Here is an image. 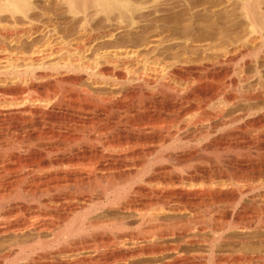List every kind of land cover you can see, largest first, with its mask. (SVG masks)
<instances>
[{"label": "bare ground", "instance_id": "6f19581e", "mask_svg": "<svg viewBox=\"0 0 264 264\" xmlns=\"http://www.w3.org/2000/svg\"><path fill=\"white\" fill-rule=\"evenodd\" d=\"M156 1L64 0L61 4L67 6L69 14L73 16L74 25L79 27L80 35H86L89 31L94 32L96 31L95 27L106 24L109 29L104 28L105 30L100 31L98 35L95 33L101 39L118 38L126 33L130 37L129 40L131 39L128 41L135 47L142 45L148 49L153 44H158L159 48L157 49L160 50V47H163L162 36L164 33L153 32L156 28L155 23L158 21L137 16L140 12L149 13V5L153 2L157 3L159 0ZM253 1L250 2L251 4H248L249 1H245L244 3L247 4H244L246 6L243 10L245 19L250 22L252 30L250 34L255 36L252 40L259 42L258 51L256 55L254 54L256 57L251 62L255 66L258 85L261 86L257 95H251L249 92L248 94L241 93L242 91L241 94L235 92L237 82L228 79L229 69H226L221 75L210 72L205 79L198 81V78L199 85L192 89L188 96L182 100L171 101L173 104L170 105L171 112H168L170 108L167 109L169 102L166 100L152 97L147 100L144 97V101H142L143 97H141V101L136 100L137 95L140 96V92L136 90L128 93V97L131 98L129 102L118 101L112 102L113 104L111 100L93 99L90 93L87 95V92L80 94L78 91V93L73 90L72 92L67 91L63 98L66 104L70 102V100L66 101L67 98L71 97L74 100V106L84 102V107L94 112L110 113L116 108L119 111L126 108L124 109L126 112H124L126 114L124 121L128 125L126 127L128 136L126 134L124 136L120 132L118 136L106 138L102 143L105 150L111 149V151L112 149L118 151V147L122 150L128 145L131 147L124 148L125 152L122 151L124 154H120L118 151L120 155L117 156L115 154V156H112L113 154L107 156L104 151L101 149L100 151L93 144L95 147H91L93 148L91 151L85 150L86 152L82 153L78 151L82 149H77V154L60 160L36 158L38 160L19 161L15 164L11 162L13 164L11 165L0 159V238L12 237L16 240L11 245H0V264H19L21 260H26L25 263L22 261L24 264H135L136 260L162 258L170 253L175 256L172 262L168 261V264H191L188 262L189 258L185 257L188 252L182 249L184 244L186 246L207 245L209 256L205 257L207 260L205 264H220L222 261L226 262L225 264H264V108L261 109L262 114L258 118L244 122L235 130L230 128L247 116L243 115L246 109L244 108L245 111L240 109L242 106L252 107L254 101L259 99L264 101V12L260 10V6L257 7V1H255L256 3ZM35 9L31 0H0V14H9L12 18L20 15L28 19L30 12ZM90 9L95 10L94 14H89ZM100 15H104V18H99ZM32 20L33 18L31 19L33 24ZM30 35L22 36L26 37V42H30L34 39V36ZM22 36L20 38H23ZM4 37L6 38L5 35ZM10 38L6 40H10L8 42L10 47L14 42L17 41L18 44L20 42L18 40H21L11 41ZM155 39H159V41H155ZM178 40L175 41L178 42ZM189 41H185L186 45H190L187 44L190 43ZM25 44L27 45V43ZM220 49L217 47L208 48V51H205L208 53L206 54L207 58L205 56L200 58L198 56L200 53H198V57H194L196 53L193 56L194 49H190V52L187 51L183 54V62L187 65L197 64L198 68L203 71H208L210 67L215 69L216 66L229 60H224L228 56L227 52ZM188 53H192V56ZM176 55L178 56V54ZM81 59H83L82 56ZM155 61L160 62L161 57L157 56ZM54 67L63 69L68 66L57 63ZM241 67L242 73L246 72L249 63L246 62ZM195 74L188 72L182 74L181 77L184 82L190 81L191 77H195ZM143 81L150 83L146 78ZM59 82L60 80L57 84ZM57 86L55 88L59 94ZM160 87L167 90L172 88L164 83ZM59 89L61 90V87ZM24 93L25 90L22 88H0V96ZM183 100L192 102L186 108H177V104ZM218 100L221 101L220 105L223 107H219L217 111L208 110L210 105ZM160 106H163L165 108L163 110L168 113L163 112ZM254 106L252 110L255 109ZM30 111L36 117L45 114L40 110ZM187 118L190 119L186 121V124ZM120 119L122 121L123 117ZM121 121L117 123H121ZM190 122H192L194 136H189L193 140L199 136L210 135L217 129L228 128L229 130L230 128V130L205 145V151H208L211 156L198 151H191L180 156L177 155L178 153L162 155L161 151L166 146L174 145L175 140H180L183 137L180 135L183 131L186 132L185 128L189 126ZM104 130L103 133H105ZM190 137L189 139H191ZM63 140L64 144L65 141L66 143L80 141L72 140L67 136ZM70 143L67 144L70 145ZM71 145L74 149V144ZM164 158L175 162V166L181 167L184 171L193 168L195 161L202 164L207 163L211 167L199 166L196 169L194 167L195 171L190 172V176L184 177L177 174V170L174 171L171 167L163 166L164 163L161 164V161ZM30 164H34L35 170L37 169V172L43 174L26 173L24 169ZM49 170L52 171L49 172ZM137 180L141 182L135 185ZM34 202L36 205L38 202L40 206H31ZM19 213L22 214L21 217ZM118 214H129L131 220L126 222L127 220L124 218L106 219L104 216ZM133 227L140 230L138 229V232L126 231ZM101 231H116L117 235L118 232L121 233L116 238H112L105 237ZM46 233L51 235L50 239H43L42 235ZM27 236H34L35 240L32 242L20 240ZM220 245L222 248L239 246L244 250L236 252L235 255H229L230 257L228 256L226 260L216 253ZM33 256H37L39 260L36 258L34 260ZM198 259L201 261L203 258H193L192 260L195 262ZM23 263L20 262V264ZM194 264H202V262Z\"/></svg>", "mask_w": 264, "mask_h": 264}, {"label": "rangeland", "instance_id": "374dc122", "mask_svg": "<svg viewBox=\"0 0 264 264\" xmlns=\"http://www.w3.org/2000/svg\"><path fill=\"white\" fill-rule=\"evenodd\" d=\"M31 1L36 9L30 12L29 14L30 17L28 19H25L20 15L16 18H12L11 16H9V14H4V15L0 14V18H1L0 19V88H22L25 90V93L22 95L10 94L8 96L7 95L0 96V159L6 161L8 164L13 165L19 161L22 162V161L38 160V159L60 160L63 159L64 157L67 158L77 154V149H82L78 151L83 153L86 151L88 152L89 150L91 151L93 149L91 147H95V146L99 150L101 149L102 151H104V154H107V156L108 155L110 156V154L111 155L113 154L112 156L115 155L117 156L125 152L124 151L125 147H123V150L122 148L119 149L118 147V151H120V154L117 151V149L116 150L112 149V151L111 149H108L109 151L105 150V148L103 147V143H104L103 141H105L106 138L108 139L111 138L112 136H118V133L120 134V132L123 133L124 136L127 135L126 133L128 128L126 127H128V125L124 121V116L126 115L124 109L126 108H123V110L120 109V111L119 109L116 108L113 109V112L110 113H106L102 111L94 112L92 110H87L84 107V102L82 103L80 102L76 104L77 106H74V100H72L71 97L69 99L67 98L66 101L69 102L68 100H70V102L66 104L65 99L63 98L65 97L67 91L68 92H72V90L74 92L78 91L80 94L81 93L86 94L85 92H87L88 93L87 95L91 94L90 96L93 99L96 100L100 99L99 101L111 100V103L112 102L116 103L118 101L129 102L131 98L128 97V93H130L133 90H136L140 92V96L138 94L137 97L135 98L136 100L141 101L142 99L141 97H143L142 101H144V97L146 98L145 100L151 97L157 99L159 98V100H166L169 102L168 105L169 107H167V109L170 108L168 109L169 111L168 110L167 111L171 112L172 109L171 106L173 105L171 101H174L175 99L182 100V98L188 96L192 89L197 88V86L200 83L198 81H200L201 79L202 80L205 79L210 72L215 73L217 75L219 74L221 75L224 74V71L226 69H229L230 73L228 79L232 81L235 80L237 82V89L235 90V92L237 93H240L242 91L241 93L244 92L245 94L246 93L248 94L249 92L251 95H257L261 90V86L258 85L257 78L255 77V66L251 64V62H253V60L256 57L255 55L259 48V42L258 41L253 42L252 39H254L255 36H251L252 34H250L252 33L249 24L250 22L247 19H245L246 18L245 11L243 10L245 9L246 6L244 4H247L244 2L249 1L248 4H251L252 3L251 1L253 0H244V1L242 0L241 1L240 0H161V1L159 0L158 1L157 0L159 3L157 1H156L157 3L153 2V4L149 5L150 6L148 9L149 13H145L144 11L142 13L140 12V14L138 13L137 16L142 18L148 17V20L156 19L158 21L155 23L156 28L155 30H153V32L156 34L164 33L162 36V42L164 40L165 43L163 42V47L161 46L160 50L157 49L159 48L157 46L158 44H153V46H151L148 49H145L142 45H136L135 47V45L129 42L131 39L129 40L130 37L126 33H123V35L119 36L118 37L119 39L118 38L101 39L100 36L98 37L97 35L98 33H100V31L109 29L108 27H106L108 26L106 24L95 27L96 31L94 32L89 31L88 32L89 34L86 33V35L85 34L80 35L79 27L74 25L73 16L69 14L67 10V6L61 4L64 0H31ZM255 1H257L258 4L257 7L260 6L261 9L260 8L259 9L261 11L263 10L262 12H264V3H263L264 0H254L253 2ZM37 3L40 5H38ZM94 12H95L94 9L89 10V14H94ZM32 18H33L32 22L34 21L33 24L31 23ZM99 18H104V15L103 16L100 15ZM34 33L36 36L34 35ZM95 33H97V35ZM30 34L34 36L33 37L34 39L30 41L31 43L25 41V38L28 37V35L31 36ZM4 35L6 36V38L4 37ZM22 35L26 37L24 38ZM12 36H14L13 38L15 40L13 38L12 39L10 38ZM21 36L23 38H20ZM17 37L18 39L21 40H18ZM9 38L11 39V41L18 40L20 42L17 44L16 41L14 42V44H11L10 47V44L8 43L10 40L6 41ZM177 39H179L178 42H176ZM126 40L127 41L129 40L128 43ZM156 40L159 41V39H155V41ZM187 40H190L189 41L190 43H187L190 45H186L185 41ZM24 41L25 43H27V45L24 43ZM169 41H173V42H169ZM191 41H193L192 42L193 45L191 44ZM167 42L169 43L167 44ZM211 47H215V48L217 47L218 49L221 48L222 50L226 51L228 56H226L224 60L225 59L227 60L229 59V60L226 61V63H223L222 65L216 66L215 69L213 67H212L213 69L210 67L208 71L201 70V68H198L199 65L197 64L193 63L195 65L194 66L192 65V63L187 65L186 63L183 62L182 56L184 53H187V51L190 52L191 50L194 49L193 56L196 53V56L194 57L199 56L200 58H202L205 56V58H207L208 56L206 54L208 53H206L205 51L206 50L208 51V48ZM200 51L202 52L204 51L205 53L204 52L201 53ZM198 53H200L201 55L200 54L198 55ZM176 54H178V56ZM219 54L221 55V53ZM188 55L192 56V53H188ZM81 56L83 59H81ZM157 56L161 57L160 62L155 61ZM173 58L175 59V61ZM178 58H180L181 62L180 60H178ZM246 62L249 63V67L246 69V72L242 73L241 66ZM57 63L59 64L62 63L63 65L67 64L68 67L63 69L56 68L54 67V65H56ZM168 63L172 65V67L169 68L170 65ZM89 67H91V69H89ZM147 67L149 70L147 69ZM188 72L196 73L195 77H191L190 81L184 82L181 76L182 74ZM145 78L149 80L150 83L144 82L143 79ZM61 79L64 80L65 82L64 81L61 82L62 81ZM58 80H60V82L58 83L59 85L57 84ZM70 80L71 81L74 80V81L71 82ZM163 83L168 84L169 86L172 87V88L170 87L171 89H168L170 91L160 87L163 85ZM55 86H57L58 90L60 91L59 94L57 93L56 91L57 89L55 88ZM60 87L61 90L59 89ZM62 93L64 94V96L62 95ZM68 94L66 95L67 97ZM170 98L173 100H171ZM191 102L192 101L189 102L188 100L180 101L177 104V108L180 107L186 108L189 106ZM254 102L256 103V104L254 103L255 106L253 104L255 108L254 110H252L253 106L251 107L249 105H245V107L242 106L240 108L243 109L244 111L246 109L247 113L243 112V115L245 116L247 115V116L243 117L241 122H239L237 125L235 124V126L230 127L232 130H235L236 127H239L241 124H244V122L246 121L248 122L249 120L258 118L262 114L261 109L264 108L263 99H259ZM220 103H221L220 100L215 101L210 105L208 110L211 111L219 110V107L221 108L223 107L222 105H220ZM28 108L30 110H34V109L38 111L40 110L45 114L36 117L32 115L31 111ZM160 108L162 109L163 112L166 111L163 110L165 109L163 106H160ZM121 117H123L122 119L123 122L120 119ZM188 119L190 118H187L185 122ZM118 121L119 122L121 121V123H117ZM95 123L97 126L95 125ZM112 123L114 125L117 123V125H115L114 127V125L112 126ZM120 124L121 126H118ZM103 127L105 128L106 131L104 130ZM185 129L186 132L183 131L182 132L183 134L181 133L180 135V137L181 136L183 137L180 140H175L174 145L166 146L165 149L161 151L162 155L178 153L177 155L180 156L182 154L189 153L191 151H198L201 154H206L211 156L208 151H205V147H206L205 145H207L210 142V140L219 137L225 134L227 131H229L228 128L217 129L215 132H213L210 135H205V136L203 135L202 137L199 136L200 138L197 137V139L194 138L195 140L194 141L190 137L191 135L194 136V130H192L193 129L192 122H190L189 126ZM103 130L105 133H103ZM84 132L86 133L87 136L84 135L85 134ZM66 136L67 138H72V140L76 139L80 141L79 142L77 141L78 143L77 142L70 143L71 141L67 142L68 144L70 143V145H68L65 141L64 144L63 139H66ZM189 137L191 139H189ZM71 144H74V149L72 148L73 145ZM76 145L77 147H75ZM128 147L130 148L131 146L128 145L126 148ZM11 162H13V164ZM163 163H164L163 166L166 165L168 167H171V169H173L174 171L177 170L176 173L181 174L184 177L190 176V172L194 170V167L195 169L196 167L199 166L200 167L208 166V168L211 167L207 163L206 165L204 163L202 164L201 162L195 161L193 163L194 167L188 169L190 171H188L187 169H185L184 171V169H182L181 167L178 166L176 167L175 162L174 163L173 161L171 162L168 158H164L161 161V164ZM27 168L24 169L26 173H30L32 175H34L35 173L36 175L43 174L42 172L40 173L37 172V169L35 170L36 167L34 164H30L29 166H27ZM51 171L52 170H49V172ZM140 182L141 181L139 180L135 181V185L140 184ZM32 204L31 206L36 207L39 203L37 202V205L35 204V202ZM19 214H20L19 216L21 217L22 214L21 213ZM104 216L106 217V219L124 218L125 220H127L126 222H129L131 220L129 214L128 215L118 214L111 216L104 215ZM124 216L128 218L126 219ZM37 218L39 219V217ZM138 229L139 228L137 227H133L127 229L126 231L138 232ZM120 233L121 232H118V235ZM101 234L104 235L105 237H112V238H116L118 236L116 231L115 232L101 231ZM207 234L209 233L207 232ZM49 235H50L49 233L42 235L45 237V238L43 237V239H50L51 235L50 236ZM20 240L23 242L30 240L32 242L35 240V237L27 236ZM15 241L16 240L12 237L3 238V239L0 238V245L2 244L11 245L15 243ZM182 249L183 251L185 250L186 252H188V254L185 257L187 259L189 258L188 262H190L191 264L200 263V262H202V264L207 263L206 262L207 260H205V257L207 255L209 256V248L207 245L196 244L195 246L194 244L192 246L191 245L186 246L184 244L182 245ZM241 250L243 251L244 249L242 247L239 248V246L222 248L220 245L219 249L216 250L217 251L216 253L218 254V256H221L222 258L224 257V259H226L229 255L230 256L235 255L238 253V251ZM174 256L175 254L170 253L162 257L163 259L161 257L156 259L144 258V259L136 260L134 261V263L135 264H144V263L168 264L170 260L172 262ZM192 257L193 258L200 257L203 259L201 261H199L198 259L194 262V260H192L193 259ZM33 258L34 260L35 258L36 260H39L37 256L36 257L33 256ZM22 261H24V263L26 262V260H21L20 262L23 263ZM47 261H43V262L48 263ZM225 263H223L222 261L220 264H225Z\"/></svg>", "mask_w": 264, "mask_h": 264}]
</instances>
